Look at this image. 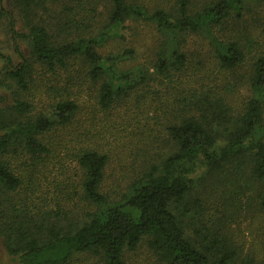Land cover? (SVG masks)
<instances>
[{"label":"rangeland","instance_id":"1","mask_svg":"<svg viewBox=\"0 0 264 264\" xmlns=\"http://www.w3.org/2000/svg\"><path fill=\"white\" fill-rule=\"evenodd\" d=\"M109 1H3L14 18L16 32L23 37L14 39L9 17L0 18V136L12 122L21 119L12 110L19 99L33 104L27 118L34 119L40 114L53 118L50 103L60 96L55 95L54 89H70L68 94L78 100L81 110L75 122L49 135L50 145L58 147L50 157V170L38 176L40 189L26 192L22 187L7 196L0 193V211L5 213V218L0 219V264H20L18 255L10 249L17 248L26 234L40 233L53 224L59 227L62 221L68 229L86 222L92 206L81 190L82 172L75 157L80 148L96 149L107 155L103 192L112 201H118L135 181L154 166L161 167L177 151L168 128L188 115L196 97L220 100L230 108L226 109L229 115L226 125L212 126L220 146L226 144L247 101L255 97L250 80L255 59L264 55V2L246 0L240 18L232 13L214 29L222 41L239 42L245 53L244 63L235 71H226L220 67L204 32L183 33L177 38L187 61L182 73H174L170 83L161 79L155 66L173 37L153 21L128 19L119 34L102 41L97 50L104 56L133 50L134 57L123 58L116 64V70L131 72L135 81L142 77L141 71L150 70L154 82L149 81V87L138 95L133 92L124 106L108 112L100 110L99 90L108 77L90 82L87 65L82 60H71L66 70L50 73L33 57L31 40L24 36L31 27L41 25L57 43L99 38L108 29ZM215 1L193 0L192 8L197 11ZM128 2L144 7L149 13L162 9L178 16L177 0ZM20 54L31 67L29 94H22L17 88L3 58L10 57L12 66H17L23 61ZM26 160L22 151L18 155H0V161L8 162L16 173L20 171L24 184L33 182L23 165ZM251 167L249 155L237 157L222 168L197 163L190 175L193 186L178 206L182 228L192 244L198 249H214L217 257L223 252H233L235 256L228 264H264V181L252 177ZM57 214L64 216L62 220L57 219ZM5 220L11 222L8 230L2 226ZM144 241L136 252L125 254L126 264L156 261ZM215 242L217 246H213ZM69 264L104 263L91 254H75Z\"/></svg>","mask_w":264,"mask_h":264},{"label":"trees","instance_id":"2","mask_svg":"<svg viewBox=\"0 0 264 264\" xmlns=\"http://www.w3.org/2000/svg\"><path fill=\"white\" fill-rule=\"evenodd\" d=\"M3 1L0 0V18L9 17L14 39L23 37L16 32L14 18L6 11ZM245 1L217 0L194 11L193 0H177L178 16L173 17L162 9L149 13L128 0H110L108 29L99 38L57 43L41 25L31 27L24 37L31 40L33 57L50 73L66 70L71 60H82L87 65L90 82L108 77L101 84L97 102L100 110L108 112L124 106L126 101L129 103L133 92L138 95L149 87V81L154 82L150 79V70L141 71L142 77L137 81L131 72L116 70V64L123 58L134 57L133 50H125L116 56H104L97 50L102 41L119 34L128 19L153 21L173 37L171 45L161 51L165 53L155 66L161 79L170 83L174 73H182L187 61L179 50L177 38L183 33L204 32L220 67L226 71H235L244 63L245 53L239 42L222 41L214 29L224 24L232 13L240 18ZM20 57L23 61L12 66L10 57L3 56L17 88L22 94H29L31 67L22 55ZM250 87L255 97L247 101L224 146H220L212 126L226 125L229 106L220 100L196 97L188 115L168 128L177 151L168 156L161 167L154 166L135 181L118 201H112L103 192L107 155L96 149L80 148L75 157L82 172L81 190L92 206L86 222L68 229L62 221L59 227L53 224L40 233L26 234L17 248L10 249L11 253L18 255L20 264H69L75 254H91L104 264H126L125 254L136 252L146 240L144 242L156 257L152 264H228L235 256L233 252H223L217 257L214 249H198L192 244L184 233L177 211L193 186L190 175L197 163L213 169L222 168L237 157L249 155L252 177L264 181V55L253 63ZM69 90L54 89L55 95L60 93V96L50 103L53 118L44 114L27 118L33 104L27 100L16 101L12 110L21 119L12 122L0 136V155H18L22 151L28 158L23 165L28 168L33 182L24 184L19 170L16 173L8 162L0 161L1 195L7 196L8 192L22 187L26 192L40 189L38 176L50 170V157L58 147L50 145L49 135L75 122L81 110L78 100L68 94ZM2 212L1 220L5 218ZM61 217L64 216L57 214L58 220H62ZM10 225L8 220L2 223L5 230ZM213 246H217V242Z\"/></svg>","mask_w":264,"mask_h":264}]
</instances>
